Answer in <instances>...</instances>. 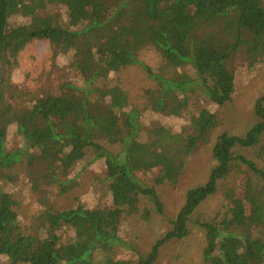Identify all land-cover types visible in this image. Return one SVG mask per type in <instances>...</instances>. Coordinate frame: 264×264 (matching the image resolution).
Wrapping results in <instances>:
<instances>
[{
  "label": "trees",
  "instance_id": "obj_1",
  "mask_svg": "<svg viewBox=\"0 0 264 264\" xmlns=\"http://www.w3.org/2000/svg\"><path fill=\"white\" fill-rule=\"evenodd\" d=\"M36 41L56 57L29 77L19 56ZM133 66L154 84L140 102L110 81ZM263 66L264 0H0V264H155L190 227L204 232L203 261L264 264V94L244 136L216 138L207 180L161 238L140 250L121 229L127 216L165 217L147 168L161 156L182 175ZM89 169L86 203L75 194ZM220 192L228 215L211 224L198 212ZM22 204L34 214L19 219Z\"/></svg>",
  "mask_w": 264,
  "mask_h": 264
},
{
  "label": "rangeland",
  "instance_id": "obj_2",
  "mask_svg": "<svg viewBox=\"0 0 264 264\" xmlns=\"http://www.w3.org/2000/svg\"><path fill=\"white\" fill-rule=\"evenodd\" d=\"M55 57L56 53L49 48L46 42H33L19 56L21 71L29 77H34L41 69L48 68ZM141 61L154 69L160 63L156 53L150 50L141 53ZM241 80L243 81L241 91L230 104L221 110L222 125L214 130L210 142L188 159L182 175L175 174L161 156L156 157L147 168L144 179L157 189V194H159L164 205L165 217L163 219L155 218L148 223L139 216L124 218L121 229L130 239H138L140 250L143 247L148 249L154 241L166 233L168 230L166 219H174L184 203L186 191L193 186L205 183L211 168L214 166L212 148L216 138L223 133L229 136L242 137L256 122L254 103L257 98L264 94V66L259 72ZM110 81L125 91L135 102L143 101L153 95L154 84L139 66L118 69L110 77ZM15 141L19 142L16 138ZM95 173L96 171L89 169L86 173L85 183L75 194L86 203L93 199V189L89 180L96 175ZM233 178L227 181L224 186H232ZM103 186H105L104 189H109L110 183L104 182ZM72 198L73 196L71 198L52 196V201L58 208L63 209L73 205ZM139 202L142 204L150 201L144 198L140 199ZM227 209V201L220 192L219 195L206 200L198 213L208 223L217 224L220 218L227 217ZM14 213L19 219H26L34 214L33 204H22L20 208L14 209ZM190 229L191 233L187 238L164 244L155 264H209L202 259L207 250L202 228L190 227Z\"/></svg>",
  "mask_w": 264,
  "mask_h": 264
}]
</instances>
